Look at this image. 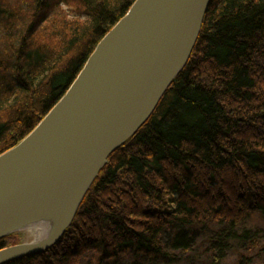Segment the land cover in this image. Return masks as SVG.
Masks as SVG:
<instances>
[{
	"label": "trees",
	"instance_id": "trees-1",
	"mask_svg": "<svg viewBox=\"0 0 264 264\" xmlns=\"http://www.w3.org/2000/svg\"><path fill=\"white\" fill-rule=\"evenodd\" d=\"M134 1L0 0V154ZM255 215L260 227L243 228ZM18 241L6 236L0 249ZM233 242L238 264H264V0L210 2L187 64L133 143L110 154L62 239L4 264L174 263L207 243L197 261L217 264Z\"/></svg>",
	"mask_w": 264,
	"mask_h": 264
},
{
	"label": "water",
	"instance_id": "water-1",
	"mask_svg": "<svg viewBox=\"0 0 264 264\" xmlns=\"http://www.w3.org/2000/svg\"><path fill=\"white\" fill-rule=\"evenodd\" d=\"M212 0H135L64 95L0 154V264L45 252L71 226L108 157L133 143L187 64ZM52 226L37 239L30 228Z\"/></svg>",
	"mask_w": 264,
	"mask_h": 264
},
{
	"label": "rangeland",
	"instance_id": "rangeland-1",
	"mask_svg": "<svg viewBox=\"0 0 264 264\" xmlns=\"http://www.w3.org/2000/svg\"><path fill=\"white\" fill-rule=\"evenodd\" d=\"M261 224H262L261 219L259 218V216L255 215L249 220V222H247L242 227L243 228L246 227L248 229L249 228L256 229L260 227ZM203 234L204 232L201 229H198L196 235H194L195 236L194 241L195 242H197L198 240L200 241ZM27 235L28 234H25L24 232L17 234L16 236L19 239L18 242L25 240L26 238H29ZM168 235H170V232L166 234V237ZM203 245L199 246L190 256L188 257L185 256L183 259L179 260L178 262H174V263L159 262V261H153L149 259H141V260L136 261V257H134L132 254H128V255L120 256L116 260H113L106 264H202L198 262L197 260L200 258H203V256L206 255L204 252H205V248L208 246V243L203 244ZM235 246H236L235 242L232 243V247H228L222 244L221 253L224 255V258L223 260H220V262L217 264H238L237 263L238 255L233 249ZM206 252L210 254L209 251H206ZM192 260L194 261V263L192 262ZM81 264H94V262L92 261V258L90 256H85L82 259Z\"/></svg>",
	"mask_w": 264,
	"mask_h": 264
},
{
	"label": "bare ground",
	"instance_id": "bare-ground-1",
	"mask_svg": "<svg viewBox=\"0 0 264 264\" xmlns=\"http://www.w3.org/2000/svg\"><path fill=\"white\" fill-rule=\"evenodd\" d=\"M52 224L49 221L37 222L30 228L31 232L37 239H41L50 229Z\"/></svg>",
	"mask_w": 264,
	"mask_h": 264
}]
</instances>
